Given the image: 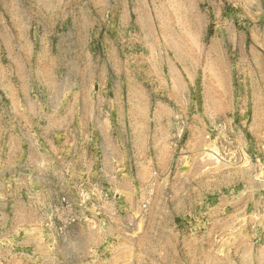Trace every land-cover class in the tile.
<instances>
[{
	"label": "rangeland",
	"instance_id": "1",
	"mask_svg": "<svg viewBox=\"0 0 264 264\" xmlns=\"http://www.w3.org/2000/svg\"><path fill=\"white\" fill-rule=\"evenodd\" d=\"M0 264H264V0H0Z\"/></svg>",
	"mask_w": 264,
	"mask_h": 264
},
{
	"label": "crops",
	"instance_id": "2",
	"mask_svg": "<svg viewBox=\"0 0 264 264\" xmlns=\"http://www.w3.org/2000/svg\"><path fill=\"white\" fill-rule=\"evenodd\" d=\"M94 104L93 101L84 100L81 102L71 101V107L78 108H87ZM80 112V111H79ZM77 112L75 110V114L71 116V155L77 156L82 153L81 156L88 155H97V156H106L107 153H111L109 141L111 138L108 136L107 129L106 132L103 130V125H105L106 119L102 118L101 114L94 113L91 115L88 113L87 115H82L83 112ZM98 124L99 128L97 130H92L90 125ZM79 125H82L80 128ZM83 148H88L90 153H86ZM93 150V151H92ZM94 158V156H92ZM75 159V158H74ZM87 172H91L92 170L87 169ZM95 171H97L95 169Z\"/></svg>",
	"mask_w": 264,
	"mask_h": 264
}]
</instances>
